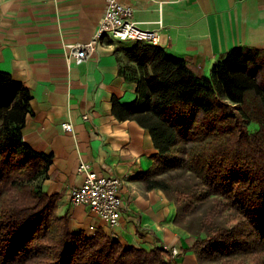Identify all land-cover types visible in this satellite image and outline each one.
Instances as JSON below:
<instances>
[{"label": "trees", "instance_id": "16d2710c", "mask_svg": "<svg viewBox=\"0 0 264 264\" xmlns=\"http://www.w3.org/2000/svg\"><path fill=\"white\" fill-rule=\"evenodd\" d=\"M134 43L123 53L140 69L137 100L113 110L149 130L157 152L146 188L174 204L198 264H264V50L232 49L206 77ZM30 98L0 72V264H177L170 247L70 230L42 189L50 158L23 141Z\"/></svg>", "mask_w": 264, "mask_h": 264}, {"label": "crops", "instance_id": "0c3cea01", "mask_svg": "<svg viewBox=\"0 0 264 264\" xmlns=\"http://www.w3.org/2000/svg\"><path fill=\"white\" fill-rule=\"evenodd\" d=\"M118 1L132 6L142 28L158 34L155 46L203 76L232 49L264 50V0ZM105 9L106 0H0V72L31 97L23 141L50 158L42 189L57 196V213L68 216L71 231L92 236L102 230L125 247L176 248L177 264H198L190 234L173 222L174 204L161 190L146 188L157 152L149 130L113 110L137 100L140 69L123 53L135 43L106 37L82 63L66 59V46L88 42ZM82 162L121 181L117 225L70 202L84 180L77 171Z\"/></svg>", "mask_w": 264, "mask_h": 264}, {"label": "built area", "instance_id": "2783aa9c", "mask_svg": "<svg viewBox=\"0 0 264 264\" xmlns=\"http://www.w3.org/2000/svg\"><path fill=\"white\" fill-rule=\"evenodd\" d=\"M132 15L133 8L130 4L121 3L118 0H106L105 13L92 38L84 44L66 46V59L76 64L82 63L91 56L106 37L122 42L141 41L156 45L159 40L158 34L142 28L138 22L133 20ZM82 118L87 120L89 116L86 114ZM63 127L71 130L69 124H64ZM77 171L84 175V180L79 187L70 192V202L75 205H85L110 227L117 225L122 208L121 181L113 176L98 175L85 162L79 164ZM170 250L174 257L180 253L176 248Z\"/></svg>", "mask_w": 264, "mask_h": 264}, {"label": "rangeland", "instance_id": "374dc122", "mask_svg": "<svg viewBox=\"0 0 264 264\" xmlns=\"http://www.w3.org/2000/svg\"><path fill=\"white\" fill-rule=\"evenodd\" d=\"M129 42L134 43L133 41H129ZM249 128H250V129H254V125H251ZM167 247H168V246H167Z\"/></svg>", "mask_w": 264, "mask_h": 264}, {"label": "clouds", "instance_id": "9594fccd", "mask_svg": "<svg viewBox=\"0 0 264 264\" xmlns=\"http://www.w3.org/2000/svg\"><path fill=\"white\" fill-rule=\"evenodd\" d=\"M169 248V247H168ZM180 254V253H179ZM177 257V256H176Z\"/></svg>", "mask_w": 264, "mask_h": 264}]
</instances>
